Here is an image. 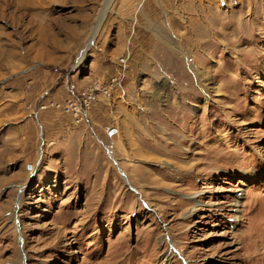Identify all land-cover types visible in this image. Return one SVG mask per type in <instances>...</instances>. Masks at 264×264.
<instances>
[{
	"label": "rangeland",
	"instance_id": "obj_1",
	"mask_svg": "<svg viewBox=\"0 0 264 264\" xmlns=\"http://www.w3.org/2000/svg\"><path fill=\"white\" fill-rule=\"evenodd\" d=\"M3 1L0 264H264V0Z\"/></svg>",
	"mask_w": 264,
	"mask_h": 264
},
{
	"label": "crops",
	"instance_id": "obj_2",
	"mask_svg": "<svg viewBox=\"0 0 264 264\" xmlns=\"http://www.w3.org/2000/svg\"><path fill=\"white\" fill-rule=\"evenodd\" d=\"M46 77L47 78L44 79L43 83L40 81L34 82L32 91L30 92L32 98L35 97L33 99L34 100L33 103L35 105L37 104L38 105L37 107L40 108L44 107L45 109H47L48 106H50L51 102L62 103L65 99L69 98L70 96H72L73 93L76 92L69 87H66L65 89L64 85L62 84L55 86L52 92L51 91L49 92V90L43 91L41 90L42 87H44L45 85H50V84L52 85V83L54 84L55 81L54 79L53 80L48 79L50 77L49 75H46ZM45 115H47V117L45 116L44 118L40 119L37 116L36 121L28 120L27 123H24V126L25 125L31 126L34 129L37 127L39 137L41 138V140L43 139V145H45V139L47 135L48 138L50 139L51 138L56 139V137L60 136L63 133V131H66L69 128H71V126H73L74 120L69 115L63 113V111L62 113L58 114L53 110H47ZM45 133L47 134L45 135Z\"/></svg>",
	"mask_w": 264,
	"mask_h": 264
},
{
	"label": "built area",
	"instance_id": "obj_3",
	"mask_svg": "<svg viewBox=\"0 0 264 264\" xmlns=\"http://www.w3.org/2000/svg\"><path fill=\"white\" fill-rule=\"evenodd\" d=\"M98 91L103 94L109 93L106 88L94 84L77 93H73L72 96L65 99L62 103L51 102L50 106L60 108L63 113L72 117L75 123L87 124L89 122V109L95 102Z\"/></svg>",
	"mask_w": 264,
	"mask_h": 264
},
{
	"label": "bare ground",
	"instance_id": "obj_4",
	"mask_svg": "<svg viewBox=\"0 0 264 264\" xmlns=\"http://www.w3.org/2000/svg\"><path fill=\"white\" fill-rule=\"evenodd\" d=\"M11 1V0H10ZM14 1V0H13ZM13 1H11V2H9V0H4L3 1V3H4V6H9L10 7V5H12L14 2ZM22 1V0H21ZM51 1V0H50ZM110 1L111 0H103V3H102V6L103 7H106L109 3H110ZM24 2H25V0H24ZM28 2V1H27ZM27 2H25V3H27ZM30 2V1H29ZM33 1L31 0V2L30 3H32ZM15 3H17V1H15ZM21 3H23V2H21ZM36 3V2H35ZM40 4H42V6H43V3H40ZM35 4L33 3L32 4V6H34ZM37 6V5H36ZM46 6V5H45ZM11 11V10H10ZM12 11H14V10H12ZM23 12V11H22ZM13 15H14V13H13ZM95 30V29H94ZM93 30V31H94ZM88 49V45L86 46V48L85 49H83L80 53H79V57H78V61H77V63H80L81 61H82V59L84 58V55H85V52H86V50ZM106 151L109 153V156H110V160H111V163L112 164H115V165H117V162H116V158H115V156L108 150V149H106ZM121 171V176H123L124 178H125V173L122 171V169L120 170ZM126 182L128 181L127 179L125 180ZM129 183V182H128ZM21 192H22V189H21Z\"/></svg>",
	"mask_w": 264,
	"mask_h": 264
}]
</instances>
